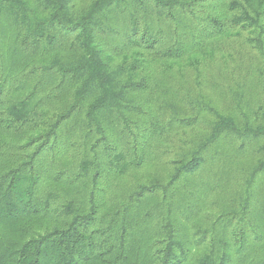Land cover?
I'll use <instances>...</instances> for the list:
<instances>
[{"label":"trees","instance_id":"obj_1","mask_svg":"<svg viewBox=\"0 0 264 264\" xmlns=\"http://www.w3.org/2000/svg\"><path fill=\"white\" fill-rule=\"evenodd\" d=\"M9 156L0 264H264V0H0Z\"/></svg>","mask_w":264,"mask_h":264},{"label":"rangeland","instance_id":"obj_2","mask_svg":"<svg viewBox=\"0 0 264 264\" xmlns=\"http://www.w3.org/2000/svg\"><path fill=\"white\" fill-rule=\"evenodd\" d=\"M90 1L91 0H74V2L76 3V5L78 7H81ZM224 49H226V53L228 50H230L232 53L236 54V56L238 55L239 52H241L239 46H237L236 44L226 43ZM220 60H222V59H220ZM249 61H250L249 59L247 60V59H244L243 57H240V58H237V64L231 63L230 67L234 68L238 71H245L247 66H248ZM211 68H214L216 71L214 72V74H209L207 72V75H211V76L215 77L218 81H221L224 83L226 81H227V83L229 82L228 79H226V80L218 79V78L222 77L221 75H223V76L227 75L225 72L219 70V65H217V66L215 65ZM242 77H243L242 73H235L233 79L236 82L241 83L240 80L242 79ZM10 139L12 140L13 137H11ZM6 140H9V139H6ZM16 154H19V153H16ZM14 162H16V156H9V157H4V158L0 159V172L2 173L3 171L7 170L8 168H11L14 165Z\"/></svg>","mask_w":264,"mask_h":264}]
</instances>
